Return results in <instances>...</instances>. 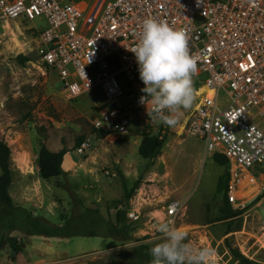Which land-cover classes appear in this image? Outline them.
Instances as JSON below:
<instances>
[{
    "label": "rangeland",
    "instance_id": "obj_1",
    "mask_svg": "<svg viewBox=\"0 0 264 264\" xmlns=\"http://www.w3.org/2000/svg\"><path fill=\"white\" fill-rule=\"evenodd\" d=\"M45 27L42 18L27 24L0 22V140L10 150L13 203L34 216H46L43 218L52 224H62L85 207L98 208L113 221L116 212L128 207L134 196L144 195L148 200L132 227V238L136 245L154 246L162 242L156 224L167 220L168 205L186 201L183 215L172 226L188 234L187 243L198 249H202L199 244H206L219 264H239L230 250L238 251L239 244L244 245L257 264H264L263 195L249 201L238 216L224 217V193L217 186L226 168L206 156L202 141L184 130L189 110L174 127L153 124L149 134L160 135L162 146L152 160L139 155L141 135L135 128L127 134L95 132L91 122L106 106L105 99L98 90L75 100L63 97L61 82L41 64L27 30ZM260 124L264 128V121ZM81 137L85 148L77 153L75 144ZM41 144L54 152L64 148L70 155L72 160H67L66 154L63 157L61 176L47 180L39 177L37 154ZM132 188L126 203L124 194ZM37 199L39 207L34 209L31 204ZM10 236L19 246L25 238L17 231ZM109 242L101 237L72 238L65 246L70 255L78 256L65 261L134 264V245L115 242L113 248L93 252L94 247L102 249ZM18 254L5 248L0 252V264H13Z\"/></svg>",
    "mask_w": 264,
    "mask_h": 264
},
{
    "label": "built area",
    "instance_id": "obj_2",
    "mask_svg": "<svg viewBox=\"0 0 264 264\" xmlns=\"http://www.w3.org/2000/svg\"><path fill=\"white\" fill-rule=\"evenodd\" d=\"M149 17L188 35L198 69L192 106L197 108L184 130L202 141L206 156L226 159V199L243 210L258 195L264 198V0H0V22L45 21L41 30L27 28L36 56L61 82L64 98L102 94L106 106L91 123L106 134H127L131 128L149 134L154 124L139 103L145 85L128 50ZM84 148L82 143L76 152ZM145 200L139 194L130 200L125 217L131 227ZM185 209L186 201L171 202L166 221L174 223ZM238 252L257 262L244 245Z\"/></svg>",
    "mask_w": 264,
    "mask_h": 264
},
{
    "label": "clouds",
    "instance_id": "obj_3",
    "mask_svg": "<svg viewBox=\"0 0 264 264\" xmlns=\"http://www.w3.org/2000/svg\"><path fill=\"white\" fill-rule=\"evenodd\" d=\"M128 50L136 57L139 78L145 85L139 103L146 105L149 119L176 126L196 99L193 77L198 69L190 55L186 31L149 17L142 24L138 42ZM156 231L162 242L150 249L151 264H214L212 249L193 247L186 242L188 234L170 222L159 220Z\"/></svg>",
    "mask_w": 264,
    "mask_h": 264
},
{
    "label": "trees",
    "instance_id": "obj_4",
    "mask_svg": "<svg viewBox=\"0 0 264 264\" xmlns=\"http://www.w3.org/2000/svg\"><path fill=\"white\" fill-rule=\"evenodd\" d=\"M95 132H98L94 130ZM102 135L106 133L98 132ZM138 148L139 155L146 160L154 159L162 146V139L157 135L142 133ZM81 137L75 144L76 147L83 143ZM67 151L63 148L59 151H50L41 144L37 154V168L39 177L43 180L53 179L63 174L62 162ZM213 162L226 168L227 161L220 155L212 156ZM228 175L218 183L217 189L224 193V217L233 218L241 211L233 209L228 203L225 195ZM11 185L10 150L0 140V252L5 248H11L18 253L21 246L17 244L16 238L10 236V232L17 231L25 237L39 236L45 238L68 239L75 237H101L110 239L116 243L128 244L133 240V229L126 221L125 212L128 207L116 212L114 220L105 218L98 208L85 207L83 212L66 219L62 224H52L43 217L34 216L25 208L13 203L9 194ZM133 188L124 194L127 203L131 197ZM153 246L138 244L131 249V258L134 264H151L153 257L150 249ZM232 256L239 264H257L245 259L237 250H230Z\"/></svg>",
    "mask_w": 264,
    "mask_h": 264
},
{
    "label": "crops",
    "instance_id": "obj_5",
    "mask_svg": "<svg viewBox=\"0 0 264 264\" xmlns=\"http://www.w3.org/2000/svg\"><path fill=\"white\" fill-rule=\"evenodd\" d=\"M67 160H72L70 155H65ZM9 194L13 200L12 192L9 188ZM39 199L34 200L31 204L34 209L39 207ZM26 206V204H22ZM35 215V214H34ZM46 218V216H43ZM72 238L68 239H58V238H45L39 236H31L22 238H17L21 244V251L18 254L17 260L13 264H89L84 260H77L72 263H66V259L69 256H78V255H70L68 247L65 245H69L71 243ZM112 241V240H111ZM115 243H107L102 249L92 250L93 252L99 251L104 252L110 248L115 247L113 244Z\"/></svg>",
    "mask_w": 264,
    "mask_h": 264
},
{
    "label": "bare ground",
    "instance_id": "obj_6",
    "mask_svg": "<svg viewBox=\"0 0 264 264\" xmlns=\"http://www.w3.org/2000/svg\"><path fill=\"white\" fill-rule=\"evenodd\" d=\"M200 92H202V90ZM195 108H197V104L192 109H189L188 115H187V119H188L189 115L191 114L192 110L195 109Z\"/></svg>",
    "mask_w": 264,
    "mask_h": 264
}]
</instances>
